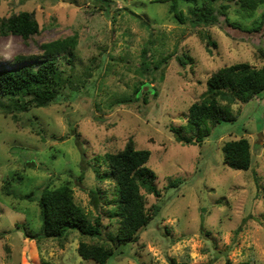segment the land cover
Returning <instances> with one entry per match:
<instances>
[{"label": "rangeland", "instance_id": "1", "mask_svg": "<svg viewBox=\"0 0 264 264\" xmlns=\"http://www.w3.org/2000/svg\"><path fill=\"white\" fill-rule=\"evenodd\" d=\"M110 1L0 0L1 18L27 11L40 27L28 40L0 36V66H22L18 59L40 55L45 43L75 35L79 41L72 60H61L70 83L54 103L16 113L18 121L0 109V264H98L83 259L78 247L116 246L120 219L112 215L114 184L103 177L105 155L129 139L151 152L147 165L161 195L143 193L147 209L159 210L138 241L118 246L106 264H264L263 95L232 106L236 120L213 128L202 146L183 145L172 131L187 127L189 108L202 100L216 70L264 64L258 59L264 5L247 12L239 0H215L217 21L197 26L190 10L207 0ZM205 32L215 46L207 45ZM240 138L252 145L248 171L223 160L224 144ZM63 185L92 222L101 218L102 237L76 230L39 241L25 237L23 226L40 233L42 189ZM91 191L102 197L97 208Z\"/></svg>", "mask_w": 264, "mask_h": 264}, {"label": "trees", "instance_id": "2", "mask_svg": "<svg viewBox=\"0 0 264 264\" xmlns=\"http://www.w3.org/2000/svg\"><path fill=\"white\" fill-rule=\"evenodd\" d=\"M110 5V0H100ZM191 8L194 24L209 25L217 21L212 2ZM241 9L255 12L264 5V0H239ZM226 9V7L224 8ZM259 28V27H258ZM40 32L34 13L22 11L8 17H0V36H18L24 40ZM207 45L215 46L208 32L203 34ZM78 36L59 39L41 45L42 53L20 57L23 65L16 68L0 66V109L16 113H26L32 108H46L54 103L62 90L69 84L61 70V60H72L78 46ZM258 59L264 61V49L258 50ZM147 58V55H146ZM145 58V59H146ZM146 62V61H145ZM144 62V64H145ZM147 63V62H146ZM181 65L186 63L180 60ZM259 95L264 100V64L261 67L248 63H238L216 70L207 80V91L199 102L189 108L187 127L172 128L183 145H199L210 136L211 130L223 122H233L236 116L231 112L234 105L251 102ZM40 134L39 131H37ZM252 145L247 138L231 140L224 144V163L235 171H248L253 163ZM151 156L149 150H137L133 139L125 148L105 155L107 172L104 179L114 184L115 200L112 215L118 217L119 227L115 237L116 246L80 243L78 252L85 260L106 264L114 255L115 249L129 242H137L139 233L145 229L158 212V207L147 209L148 195L160 197L161 191L155 182L156 173L148 167ZM91 204L97 208L102 199L99 191L90 192ZM27 199L32 200V196ZM41 230L33 234L23 226L27 239L39 241L65 236L70 230L91 238L102 237V220L96 217L92 222L89 214L75 201L74 191L69 185L57 188L45 186L38 198ZM171 264H189L172 260ZM226 264H233L230 260ZM239 264H250L243 262Z\"/></svg>", "mask_w": 264, "mask_h": 264}, {"label": "water", "instance_id": "3", "mask_svg": "<svg viewBox=\"0 0 264 264\" xmlns=\"http://www.w3.org/2000/svg\"><path fill=\"white\" fill-rule=\"evenodd\" d=\"M261 138H262V136H260V138H259V140H258V142H257L258 145H261V144H262V142H261Z\"/></svg>", "mask_w": 264, "mask_h": 264}]
</instances>
